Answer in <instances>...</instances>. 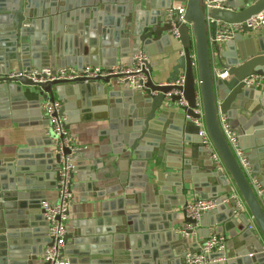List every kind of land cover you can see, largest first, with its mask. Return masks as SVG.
I'll list each match as a JSON object with an SVG mask.
<instances>
[{
	"label": "water",
	"instance_id": "95a60500",
	"mask_svg": "<svg viewBox=\"0 0 264 264\" xmlns=\"http://www.w3.org/2000/svg\"><path fill=\"white\" fill-rule=\"evenodd\" d=\"M172 1L184 3V22L177 21L176 15H173L171 19L167 18L166 9L171 6ZM202 4L203 0H85L84 4H67L65 0H46L44 4L36 6L34 0H0V98L5 106H10L12 110H15L16 107H21L24 102L22 87L37 88L39 90L37 92L38 99L34 101L37 109L32 104L29 106L32 107L29 113L36 116L37 113L43 114L40 104L51 95V88L54 86L60 99H63L64 94L70 98L69 101L63 100L60 114L69 108L74 109L76 104L81 108L87 106L90 92L96 95L98 103L105 104L107 102L110 104V113L107 119L108 126L111 128L116 124V110L132 98L136 101L137 108H142L139 113L143 112L144 118L139 113L138 118L144 125L152 119H155L159 125L165 118L171 119L173 123L170 129L175 132L178 143L184 146L183 149L188 147L191 152L192 147L200 146L198 151L203 154L199 155L198 159L202 161L203 172L206 176L216 179L217 185L211 189H220L218 190L220 195L212 198L216 201L214 209L204 212L198 219L187 217L182 210L183 222L194 227L197 222L199 224L203 222H201V217L206 213H215L222 208L227 209L224 214L218 216V223L213 224H216L215 226L223 224L222 227H224V224L230 226L236 220L240 221L237 229L240 231L242 243L235 247L236 259L233 263L228 261L224 264H264V185L256 177V159L254 153L249 155L244 153L251 175L249 178L239 165L220 125L222 117L236 135L237 143L239 138L234 130L237 131L238 136L249 132L251 125L255 131H264V90L246 87L242 81L252 74L264 76V25L255 30L244 28L243 33L247 34L244 38L236 39L235 36L225 42L227 48L223 52L225 58L223 63L219 45H210L208 32L212 34L214 25L208 24L207 21L208 19L227 23L245 21L264 11V0H226L225 8H211L208 11L203 9ZM133 6L137 10L142 9L143 12L134 14ZM129 14L132 16L130 21L127 20V30L129 31L128 36L131 34L133 44H138L140 48L144 47L149 54L152 53L151 49L154 45L168 46L172 51L177 50L178 53L180 50L184 51V55L179 54L174 59L168 81L175 80L179 74H185L184 98L188 102V107L175 105L178 98L176 96L166 101L164 91L168 87L155 85L151 81L147 82L143 90L138 91L114 85L111 78L87 82L76 80L74 82L35 83L24 75L9 76L12 71H28L31 68H41L42 66L55 68L56 62L60 65L77 66L78 69L83 67L82 63L84 62H99L100 50L93 43L89 48L86 45L82 47L76 38V34L81 32V24L86 20L89 23L88 28L96 25L100 29L104 20L105 25L115 28L114 35H117V30L119 32L125 30V23L121 21V17L124 19ZM129 22L131 23L129 24ZM38 23L42 24L43 29L46 30L41 35L35 30ZM173 28H176L178 37H174L172 34ZM56 31L57 37L53 35ZM98 31L105 33L107 30ZM126 39L128 40L129 37L118 40V42L125 43ZM115 43L116 40H114ZM119 53H122L121 50ZM190 53L194 55V69L190 65ZM114 60L113 63H109V66L117 64L115 63L116 59ZM148 69L150 71L149 65ZM83 91H86L83 96L86 97V101L78 94ZM121 97L125 102L120 105L123 100L120 99ZM196 99L200 101L201 117L212 147L202 144V138L198 135L200 128L193 121V118L200 117V114H195L192 111ZM243 110L252 113L248 122H244L246 114H243ZM160 111L161 113H159ZM237 113L240 116H237ZM235 116L241 126H238ZM45 119L48 125V120L46 117ZM45 135L47 142L44 146H47L49 150L43 156L48 159L50 165H38L34 168L28 166L31 165L27 163L28 161H22L19 158L21 152L24 151L19 149L14 158L5 160L0 173V261L2 264H5V261L7 264H32V260L42 254L43 248L52 244V238L47 235L48 226L40 209L39 200L44 195V191L53 187L44 179L54 177L56 186L59 179L57 173L59 159L58 155L52 152L51 134L48 128ZM131 136L122 134L109 137H111L114 147L120 148L122 158H125L127 154L129 157L132 155L135 157L129 166L130 176L135 174L133 172L134 165L140 162L143 167L140 186L144 188V191L149 192L152 183L148 182V178L156 164L151 154L143 155L144 153L140 152L142 148L150 150L149 148L152 147L151 151L157 150L156 156H162L166 146L160 149L157 140L151 143V146H146L143 128L139 130L135 138ZM257 146H264V143ZM239 148L243 151L241 147ZM212 150L217 153L222 164L221 168H218L215 161L211 159ZM34 151L41 152L42 148L33 149L31 152ZM176 151L177 154L182 153V149L179 147ZM66 153H68L67 150ZM77 153L73 155V159ZM126 159L115 163L116 169L119 170L115 172L120 175L117 174L118 180L108 184L107 187L114 185L116 190L134 187L132 181L124 179V173L128 167L125 168L122 165ZM251 181L255 182L256 187ZM185 183L187 181H175L176 192H189ZM40 184V187H31ZM200 184L201 188H209L205 182ZM165 192L166 189H162L159 195L155 196V201H152L154 206L156 202L163 203L164 209L168 211L167 200H163L162 195ZM232 193L239 195L245 210L237 209L233 198L228 199ZM198 195L205 196L201 192ZM132 197V194L122 193L110 197L111 201L100 204L104 214L100 220L95 222L96 225H102L108 231V236L102 240L106 242L107 246L110 244V247H106L109 249L97 252V250L89 249L87 245L77 247L76 245L80 244L81 239H75L72 234L67 233L65 236L66 246L64 244L61 253V256L66 260L65 264H76L78 257L81 260L80 264H120L117 257L122 254L125 256L122 264H130L129 259L132 264L136 259L138 260L137 264L140 261L141 264H153L157 256L163 259L161 264H181L186 254L181 260L167 262L166 259L169 256L166 253L167 250L160 253L153 251L150 254H145L144 258L138 259L137 256H142L139 251H135L131 247V253H129L125 246L115 241L124 237L123 234L127 231L130 234L140 232L136 229V224L138 218H143L145 214L140 213L138 216L135 214L137 207L132 206L135 204ZM126 206L130 207L127 209ZM109 208H117L112 220L108 219L109 215L106 212ZM116 214H119L120 217ZM124 222L126 225L123 224ZM251 223L254 228L249 227ZM132 226L135 227V230H132ZM216 228L218 231H222L218 227ZM192 232V229L185 230V235H191ZM141 238L146 241L147 235L138 237V245H140ZM92 240L90 239V241ZM86 241L88 240L85 239ZM95 241L97 242L96 238ZM130 243L133 244V237H130ZM192 246L189 247L188 253H193L199 245L194 243ZM123 248L125 253H122ZM29 254L35 256L30 258ZM96 254L104 256L112 254V256L110 259H96L97 261L87 259ZM225 254L229 256L225 250L211 252L205 256V264H220V261L217 260L223 257L222 261H224ZM65 255L69 257L66 258ZM22 257L24 259L28 257V263H20L19 259ZM149 257L151 260L148 259ZM43 263L49 264L48 261Z\"/></svg>",
	"mask_w": 264,
	"mask_h": 264
},
{
	"label": "crops",
	"instance_id": "0c3cea01",
	"mask_svg": "<svg viewBox=\"0 0 264 264\" xmlns=\"http://www.w3.org/2000/svg\"><path fill=\"white\" fill-rule=\"evenodd\" d=\"M34 1L36 6L46 2V0ZM65 2L67 4H84L85 0H65ZM112 4L116 6L114 2H112ZM175 4L184 5V3L174 1L171 2V5ZM131 10L132 8L130 7V11ZM133 10H135V13L133 12L134 14L137 12L139 14L143 12L142 9H135L134 6ZM99 11L103 12L102 10ZM131 16L132 15L129 14L128 17H124V19L121 17V21H124L125 23V30L124 32H119V30H117V35H114L115 28L110 25H105L104 20L102 21L100 29H98L96 25L88 28L89 23L86 20L83 21L81 24V32L76 34L77 40L82 47L86 45L89 48L91 43H93L98 50H100L101 56H99V62H84L82 63V66L93 65L92 63H99L96 65L100 66H109V63H113V61H115L114 59H116L115 63H130L133 54L141 50L147 55L149 61L150 74L148 81L153 82L155 85L165 83L168 81L171 73L174 59L179 56L178 51H172L171 47L168 46L154 45L152 49L149 48L152 50V53L149 54L144 47L140 48L138 44H133L131 41V34L128 36L129 31L127 30V20L129 19L128 21H130ZM130 23L131 22H129V24ZM35 30L40 35L46 32V30L43 29V25L40 23L37 24ZM98 30L107 31L105 33H99ZM53 35L57 37V31L54 32ZM246 35H244L243 32L238 33L236 34V39H241L242 37L244 38ZM125 37H129L128 40L126 39L125 43L118 42V40H122ZM208 37L210 40L211 34L209 32ZM87 40L90 42L85 43L84 41ZM114 40H116L115 44ZM219 47L221 51V62L224 63L225 58L223 56V52L226 51V43L219 45ZM120 50L122 53H119ZM79 65L81 66V63ZM42 67L52 68L50 66ZM57 67L76 68L77 66L60 65L56 62L55 68ZM22 92L24 94V102L21 104V107H16L15 110H12L10 106H5L0 98V173L4 167L5 160L14 158V156H16V151L19 149L24 150L21 152L19 158H21L22 161H28L27 163L31 164L28 166H33L34 168L38 165H50L48 159L43 156V154L49 150L47 146H44L45 142H47V136L45 134L48 125L46 124V119L43 114L37 113L35 116L29 113L32 110V107H29L31 104L35 107V109H37L34 101L38 99L37 92H39V90L37 88L25 86L22 87ZM51 92V95H49L47 99L59 100L61 105L64 99L67 101L70 99L67 98L66 94L62 96L63 99H60L54 86L51 88ZM85 93L86 91L81 93L78 92L79 96L86 101V97H83L85 96ZM89 94L90 95L87 100L89 101V104L87 106L81 108L76 104L74 109L69 108L67 111L63 112L67 125L66 128L70 134L77 137L82 145L81 150L78 151L76 157L73 159V200L69 209L67 223V233L72 234L75 239H81L80 244H77L76 246L84 247L87 245L89 249L97 250V252L107 251L109 249L106 247H110V244L107 246L106 242L102 240L104 237L108 236V231L104 229L102 225H96L97 223L95 222L96 220H100V217L104 214L101 210L100 204L105 201V203L111 201L110 197L114 195L128 193L132 194V200L135 202L132 206L137 207L135 214L138 216L140 213H144L145 215L143 218L136 217L138 218L136 229L140 232L130 234L127 231L123 234L124 237L118 238V240L115 241L125 246L129 253H131V247H133L135 251H139L142 256H137L136 258H144L146 256L145 254H150L153 251L160 253L167 250L166 253L169 255L166 259L167 262L174 261L176 259L181 260L184 255L188 253L190 246L194 243H198V245H200V243L208 237V235L211 233H217L225 237V253L229 256L234 254L231 257L226 256L225 254L224 261H222L223 257L217 261H220V264H224V262L226 263L228 261L233 263L236 259L235 247L239 243H242V240L240 239V231L237 229L240 221L236 220L235 223L230 226H226L225 224L224 227H222L223 224L215 226L218 223V216L224 214L227 209L222 208L217 210L215 213H206L203 215L201 217V222H203L201 224L197 222L192 229L193 232L191 235H182L180 232V230L186 225L183 222L182 214L183 206L186 202L198 198L212 199L213 197L220 195L218 191L220 189H211L217 185L215 177L206 176L203 172L202 161L198 159L200 157L199 155L203 154L198 151L200 146L192 147L191 152L188 147L187 149H183L184 146H182L181 143H178L179 141L177 140L175 132L170 129L173 122L169 118H165L161 122V125H159L155 119L148 121L144 125L141 119L138 118L139 110L142 108H137L135 103L136 101L133 98L132 100L127 101L124 106H120V108L116 110V124L111 128L108 126L109 122L107 119V116H109L110 113V104L107 102H105V104H100L98 103V98H96L95 94L90 92ZM120 99H123V97ZM124 102L125 101L123 99L122 102H120V105ZM159 113H161V111ZM139 114L142 118H144L143 112H140ZM243 114H246L245 118H248H244V122H248L252 113L248 110H243ZM237 116H240L239 113H237ZM238 126H241L239 122ZM141 128L145 130L144 144L146 146H151L150 144L156 140L159 142L160 149H163L166 146L165 150H163L165 152L162 156H156L157 150L153 149L151 151L152 147L149 148L150 150L142 148L140 152L142 154L144 153L143 155L146 153L151 154L152 159L156 164L148 178V182L151 181L152 183L149 192L144 191V188L140 186V181H142L141 175L143 174V167H141L140 162L134 165L133 172L135 174L130 176L131 171L129 170V166L131 161L135 160V157L133 155L129 157L127 154L128 159H126L127 156L122 158L120 155V148L114 147L111 137H109L111 135L120 136L122 134H127L130 136L133 135L131 137L135 138ZM249 128L251 130L242 134V136H238L236 130H234V132L239 138V147L243 149L244 153L248 155L254 153L257 168L256 177L264 185V146H257L264 143V131H255L253 125ZM252 130H254V132H251ZM178 147L182 149L181 154H177L176 149ZM37 148H42V151L31 152L33 149ZM122 159H126L122 166H125V168L128 167V170L124 173V179L132 181V183H134V187L126 188L125 190H116L114 185L107 187L108 184L114 183L118 180L117 174L119 173L115 171L119 170L116 169L117 166L115 163L121 161ZM44 181L53 187L44 191V195L41 200H39V203L43 200L54 201L56 198V186L54 184L55 178L50 177L44 179ZM175 181H187L185 186L188 188L189 192H176V187L174 185ZM202 182L207 183L209 188L205 189L199 187ZM40 186L41 184L33 185L31 187ZM217 187L219 188V185ZM162 189H166V192L162 193V195L164 198L163 200H167L166 206L169 207L168 211L164 209L163 203L156 202L154 206L152 201H155V196L159 195V192ZM200 192L204 193L205 196H199L198 193ZM127 207L130 206H126V208ZM116 210L117 208H109L106 210L108 213L107 215H109L108 219H113L112 216H114ZM116 216L120 217L119 214H116ZM123 224L126 225L125 222ZM146 226L150 229H147ZM216 227L222 231H218ZM132 228V230H135L134 226H132ZM143 235H147V240L144 241L143 238H141L140 245H138V237H142ZM130 237H133L132 245L130 243ZM95 238L97 239V242L95 241ZM85 239L88 241L85 242ZM90 239L93 240L90 241ZM182 239L186 240L183 241ZM192 248H194V246H192ZM198 248H196L195 251H197ZM45 249L46 247L43 248L41 255H37L36 259L32 260V264H44L43 253ZM122 253H125L124 248L122 249ZM33 256L30 255L29 257L32 258ZM111 256L112 254L106 256L96 254L95 256H87V259L97 261L96 259H110ZM65 257L68 258L69 256L65 255ZM117 258L118 262L122 264L125 256L122 254ZM148 259L151 260L150 257ZM19 260L20 263H28L29 258L26 257V259H24L22 257ZM76 261V264L81 263L79 257ZM162 261L163 259L160 256H157L154 263L161 264ZM129 262L132 264L130 259ZM137 262L138 260L136 259L134 264H137ZM0 264H2V261H0ZM5 264H7L6 261ZM138 264H141V261Z\"/></svg>",
	"mask_w": 264,
	"mask_h": 264
},
{
	"label": "built area",
	"instance_id": "2783aa9c",
	"mask_svg": "<svg viewBox=\"0 0 264 264\" xmlns=\"http://www.w3.org/2000/svg\"><path fill=\"white\" fill-rule=\"evenodd\" d=\"M202 7L205 11L211 8H225L226 0H203ZM185 6L182 4L171 5L166 9V16L171 19L176 15L177 21L184 22ZM208 24L214 25L213 33L210 37V45H221L236 34L243 32L244 28L249 30L259 29L264 25V11L251 16L245 21L238 23H227L223 21H215L208 19ZM174 26V24H173ZM174 37H178L176 28L172 29ZM211 47V51H212ZM180 55H184V51H179ZM190 65L195 68V59L193 53H190ZM149 61L147 55L143 51H137L133 54L130 63H117L114 66L100 65H84L81 68L75 67H41L31 68L30 70H22L21 72L12 71L9 76L24 75L35 83H45L51 81L74 82L76 80L99 81L103 78L113 79V84L130 88L132 90L141 91L146 87L149 80L150 71L148 69ZM185 74H179L175 80L166 81L158 84V86H166L164 91V99L169 101L171 97H178L175 105L178 107H188V102L184 98ZM243 83L246 87L255 89H264V76L252 74L245 77ZM155 92V91H154ZM61 102L56 99H46L41 102L40 109L48 120V131L51 134L52 152L58 155L57 173L59 176L56 182V198L54 201L43 200L40 203V209L47 222L48 237L52 238V244L47 246L43 253V260L49 264H65L66 260L61 256L65 244V236L67 234V223L69 217V209L73 200L72 177H73V155L81 150L77 137L70 134L65 127V116L60 114ZM192 111L195 114H200L199 118H193L196 125L199 126L198 135L202 138V144L211 146L210 139L204 128L201 112V104L198 99L194 101ZM189 117V116H187ZM220 125L222 132L229 143L239 165L244 170L249 178L250 171L247 167L246 157L244 152L239 148L236 135L229 128L226 120L221 118ZM66 150L68 153H66ZM211 159L215 161L218 168L222 167L221 161L215 152L212 150ZM256 187L255 182L251 181ZM229 198H233L236 202V208L245 210V206L237 193H232ZM216 201L213 199H192L183 206L184 213L187 217L198 219L204 212L214 209ZM250 228H254L251 223ZM193 229L190 224H186L180 230L182 235H185V230ZM225 237L221 234L211 233L199 245L197 251L187 253L181 264H205V256L211 252H220L225 250Z\"/></svg>",
	"mask_w": 264,
	"mask_h": 264
},
{
	"label": "rangeland",
	"instance_id": "374dc122",
	"mask_svg": "<svg viewBox=\"0 0 264 264\" xmlns=\"http://www.w3.org/2000/svg\"><path fill=\"white\" fill-rule=\"evenodd\" d=\"M212 33H213V31H212Z\"/></svg>",
	"mask_w": 264,
	"mask_h": 264
}]
</instances>
